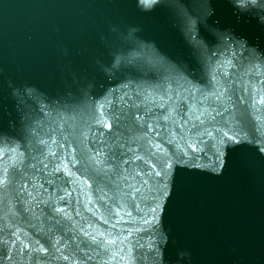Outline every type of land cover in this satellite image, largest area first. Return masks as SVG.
Segmentation results:
<instances>
[{
    "label": "water",
    "instance_id": "1",
    "mask_svg": "<svg viewBox=\"0 0 264 264\" xmlns=\"http://www.w3.org/2000/svg\"><path fill=\"white\" fill-rule=\"evenodd\" d=\"M0 264H264V0H0Z\"/></svg>",
    "mask_w": 264,
    "mask_h": 264
},
{
    "label": "snow or ice",
    "instance_id": "2",
    "mask_svg": "<svg viewBox=\"0 0 264 264\" xmlns=\"http://www.w3.org/2000/svg\"><path fill=\"white\" fill-rule=\"evenodd\" d=\"M110 127V125H108Z\"/></svg>",
    "mask_w": 264,
    "mask_h": 264
}]
</instances>
